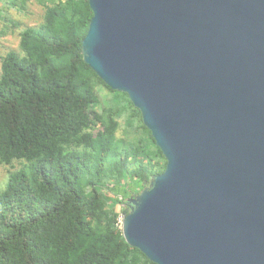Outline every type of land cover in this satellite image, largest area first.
Wrapping results in <instances>:
<instances>
[{"label": "water", "instance_id": "1", "mask_svg": "<svg viewBox=\"0 0 264 264\" xmlns=\"http://www.w3.org/2000/svg\"><path fill=\"white\" fill-rule=\"evenodd\" d=\"M82 60L166 164L127 199L154 264H264V0H86Z\"/></svg>", "mask_w": 264, "mask_h": 264}, {"label": "trees", "instance_id": "2", "mask_svg": "<svg viewBox=\"0 0 264 264\" xmlns=\"http://www.w3.org/2000/svg\"><path fill=\"white\" fill-rule=\"evenodd\" d=\"M4 1L0 21L19 28L7 9L26 0ZM36 2L41 22L0 57V164L21 162L0 190V264H154L119 217L166 161L127 95L82 60L87 1Z\"/></svg>", "mask_w": 264, "mask_h": 264}, {"label": "rangeland", "instance_id": "3", "mask_svg": "<svg viewBox=\"0 0 264 264\" xmlns=\"http://www.w3.org/2000/svg\"><path fill=\"white\" fill-rule=\"evenodd\" d=\"M0 5H7V2H1ZM7 14L10 18L19 23V28L13 29L8 23L0 21V57L4 56L9 51H19V30L26 26L32 27L38 25L41 22L43 8L37 4L36 0H26L24 12H17L15 9H7ZM98 93L101 96V100L105 102L102 106L107 105L106 100L109 101V93H107L105 89H100ZM122 120L123 119L120 121ZM118 135H121V131H119ZM20 163L14 161L10 165L0 164V190H3L6 186L10 173L21 167ZM121 207V205H118L116 211L120 212ZM121 221L122 216L120 215V224Z\"/></svg>", "mask_w": 264, "mask_h": 264}]
</instances>
